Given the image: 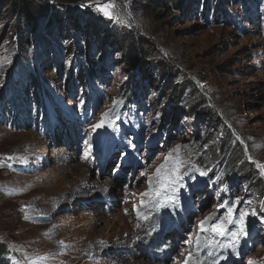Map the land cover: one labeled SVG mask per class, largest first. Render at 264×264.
I'll return each instance as SVG.
<instances>
[{"label":"rangeland","instance_id":"obj_1","mask_svg":"<svg viewBox=\"0 0 264 264\" xmlns=\"http://www.w3.org/2000/svg\"><path fill=\"white\" fill-rule=\"evenodd\" d=\"M5 1L0 264H264V0H177L176 12L170 0H32L36 26ZM109 34L117 46L91 55L88 81L84 40ZM128 44L141 55L130 68ZM177 167V202L169 188L141 206ZM241 214L235 249L200 232L206 217L235 231Z\"/></svg>","mask_w":264,"mask_h":264},{"label":"trees","instance_id":"obj_2","mask_svg":"<svg viewBox=\"0 0 264 264\" xmlns=\"http://www.w3.org/2000/svg\"><path fill=\"white\" fill-rule=\"evenodd\" d=\"M54 1L66 3V2H71L72 0H54ZM176 1L177 0H170V6L175 9L174 10L175 12L179 8V6H177L175 4ZM34 2L32 0H7V1H5V5L8 6L7 9H9V7H10V11L13 10L16 12V14L18 13L22 19H25L26 22H28V24H33L34 22H36V19L38 18V16L43 12V11L42 12L40 11L42 9L37 10V8L34 7L35 6ZM198 4L199 3H194V6L192 7V9H197V6H195V5H198ZM58 16L61 17L62 15H58ZM53 23H54V26H56L57 23H60L59 27H56V34L61 35L62 38L65 35V33L68 32L67 28H69V31H71V33L73 31L77 32V33H81V31L83 30L80 21L77 18H72L71 16H67V18L65 19L64 23L67 26V28L63 25L62 21H59V22L53 21ZM36 24L37 23H34L35 26H36ZM105 37L106 36H101L100 40H98L96 43L90 41L89 39H88V41L84 40L85 41V48L82 47V55L84 53H86V54H84V61H83L84 65L83 66H84V68H86L85 69L86 70V77H87L88 81H90L91 77H93L99 71V68L93 69L94 67L87 66L88 64L94 63L90 60L91 55H96L97 48H99V49L103 48V50H101V51L104 52L105 50L110 49L111 46H109V44H113L111 49H114L117 46V39H119V38H116L115 36H111L109 34V38L111 40V41H109V40L105 39ZM62 38H60V40L64 41ZM67 40H68V38H65V41H67ZM55 42H57V41H55ZM37 45H38V48L40 46L44 47V44L40 43V42H38ZM37 45H36V47H37ZM127 50H128V52H127V55L125 57L129 58L131 56L132 58H131V63H130V61H126L124 66H127L128 68H130L132 66V62H135L136 64L138 63L139 56H141V55H139V49H138V47H136L135 44H128ZM79 80H82V75L79 77ZM167 85H168V87H167L168 89H174L175 90V87L173 88L172 81H167ZM83 86L85 87V91L89 90L90 95H91L92 86L87 85V84H85ZM136 86H137V82H133L129 86V90H131L133 88L135 89ZM164 91H165V89H164ZM170 93L171 92H169V94ZM127 100L131 101L130 98H127ZM190 118H192V116H190ZM45 120H46V114H45V117L43 118V123H45ZM246 173H248L249 176L251 175L249 173V171H246ZM241 174H244V171H242ZM0 250H1L0 252L2 253V247L1 246H0Z\"/></svg>","mask_w":264,"mask_h":264},{"label":"snow or ice","instance_id":"obj_3","mask_svg":"<svg viewBox=\"0 0 264 264\" xmlns=\"http://www.w3.org/2000/svg\"><path fill=\"white\" fill-rule=\"evenodd\" d=\"M81 7H96V6L89 3L87 5H81ZM112 7H113V5L106 4L103 7L98 8V10L101 11L106 17L115 19L112 12L109 11V9ZM109 115H110V113L104 114L105 118H107ZM104 122H105L104 119H102L97 125L94 126V130H95V128L103 127ZM177 151H178V149H177ZM169 159H171V155L169 156ZM164 167H165V165H161V167L156 170L157 176L160 175L161 169ZM258 167H260L261 169H264V165H258ZM178 172H179V168L177 167L176 169L173 170L172 174L162 178V179L167 181L166 183L162 184V186H161V189L163 191L157 190L153 195V193L151 192V189H150L149 192L142 193L141 194L142 196H148L149 197V201L146 202V201L142 200L141 206H148V203L153 201V200L156 202L157 207L162 206L160 204L159 198H161L163 196L164 192H166L167 189H169V188L172 191V195H168L167 200L171 201L173 203H176L177 200H176L175 193H177L179 190L176 187V185L182 179L181 176L177 175ZM201 175H207V173L201 172ZM261 175H264V171L261 172ZM150 184H151V181H150ZM228 211H229V213H231L232 209L229 208ZM253 214H255V212H253ZM137 215L141 216L142 213H140L139 210H137ZM245 215L246 214H241L238 220L233 219L230 216L229 219L227 220V225H235L236 226L235 231H232L229 227H227L223 223H221V224H209L210 220L216 219V218L215 217H206L205 220L200 221V225H199L200 232L204 233V232H208L210 230L211 232H213L214 234L219 235V236H228L230 234V243L227 245V247H231V248L235 249L237 247V245L239 244L240 240L248 235L247 226H246L245 219H244ZM186 243H191V241L190 240L186 241ZM201 246H202L201 240H200V237L198 235L197 239H196L195 247L197 248V250H199L201 248ZM191 260H192V254L190 253L188 258L185 260V264H189V262ZM214 264H219V262L215 261ZM249 264H254V262L249 261Z\"/></svg>","mask_w":264,"mask_h":264}]
</instances>
